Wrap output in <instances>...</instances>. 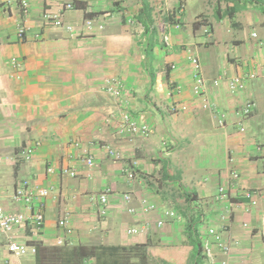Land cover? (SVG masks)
I'll return each mask as SVG.
<instances>
[{
	"label": "crops",
	"instance_id": "0c3cea01",
	"mask_svg": "<svg viewBox=\"0 0 264 264\" xmlns=\"http://www.w3.org/2000/svg\"><path fill=\"white\" fill-rule=\"evenodd\" d=\"M65 2L74 8L62 11L63 25L46 21L44 13L59 12ZM157 2L152 3L154 13L174 15L181 3L184 12L181 28L173 29L172 48L164 46L159 32L148 58L142 25L127 21L135 17L141 0L134 7L131 1L117 0H29L28 14L17 0H0V154L9 157L0 166L2 204L8 210L29 212L11 197L23 179L54 187L34 207L42 212V230L21 226L13 232L16 239L34 244L36 252L17 258L1 248L0 264H68L72 247L80 244L150 241L156 248L180 246L188 241L187 216L196 212L203 216L201 237L213 226L231 243L230 254L218 253L219 261L264 264L259 231L264 148H258L264 146V0ZM188 11L194 16L189 18ZM85 12L98 14L85 17ZM203 15L214 17L201 25L197 21ZM225 18L230 19L228 33L232 32L227 40L218 29ZM244 23L261 25L262 34L253 30L256 40L245 43L233 30L244 29ZM21 24L23 39L17 36ZM204 24L210 33H205ZM225 42L230 51L223 48ZM190 52L202 62L207 98L218 112L203 108L192 91ZM12 58L20 65L14 66ZM171 63L176 68L165 71ZM250 72L255 77L246 88L231 93L226 78ZM115 77L124 84L122 98L105 90L107 80ZM218 78L222 79L215 85ZM173 84H180L181 90H173ZM248 99L256 101V107L245 118L238 110ZM124 110L150 126L148 136L121 132ZM35 141L41 145L30 160L18 156L22 146ZM81 146L94 155V166L82 161ZM50 166L53 173L47 172ZM64 167L75 169L76 175L63 173ZM131 167L133 179L124 171ZM231 170L240 174L238 185L229 186L227 198L216 201L218 187L228 183ZM164 185L178 196L165 194ZM246 188L261 192L259 207L251 212L245 203H233ZM184 191L196 199L188 202ZM101 192L108 193L105 212L97 199H91ZM126 194L131 195L129 202ZM143 199L154 202L156 209L144 212ZM173 205L183 206V212L176 211L180 218L165 216ZM129 207L136 211L129 212ZM63 218L68 220L65 228L59 225ZM161 218L164 224L159 227ZM144 224L148 225L144 233L128 234L131 226ZM187 264H193L191 259Z\"/></svg>",
	"mask_w": 264,
	"mask_h": 264
},
{
	"label": "built area",
	"instance_id": "2783aa9c",
	"mask_svg": "<svg viewBox=\"0 0 264 264\" xmlns=\"http://www.w3.org/2000/svg\"><path fill=\"white\" fill-rule=\"evenodd\" d=\"M21 6L22 11L25 14H28L30 3L29 0H17ZM74 8V4L71 2H65L62 6V10L59 12H45L44 18L46 21L52 23L56 26L63 25L62 20V11L64 10H72ZM184 12V5L181 3L176 13L174 14V20H170L168 18L161 19L157 27L159 29L162 42L166 48H172V33L173 29H180L181 22L179 20L180 14ZM135 17L131 16L127 18L129 23H136L137 21L134 19ZM139 23V22H137ZM140 24V23H139ZM88 26H92V21H87ZM141 25V24H140ZM69 30H73V27L66 26ZM209 26L204 24V31L205 33H210ZM255 35V34H253ZM17 36L19 39H23L25 37V26L21 24L18 27ZM187 60L189 61L192 67V77H193V86L192 91L195 96L201 98L202 100V107L205 109H211L215 112H218L216 108H213V105L207 98V89L206 84L207 80L203 73L202 62L196 53L190 52L187 55ZM11 62L14 66H19L20 62L17 58H12ZM176 68L175 63L169 64L167 69L172 70ZM255 77L254 72H250L248 74H234L226 78L227 86L231 93L235 94L238 92L243 91L249 80ZM222 78H218L214 81L215 85H218ZM172 89L175 91L181 90L180 84H173ZM105 90L112 96L116 98H122L125 93V87L122 81L118 78H110L107 80L105 85ZM126 101V100H125ZM256 107V101L248 99L245 104L238 110V114L242 117H249L252 114V111ZM224 117V116H223ZM120 128L121 132H128L131 134H139L142 136H148L150 133V126L146 123L139 122L128 110H124L120 113ZM224 120H220V124H223ZM240 130H244L243 126L240 127ZM41 145L40 141H35L34 143L27 144L22 146L18 152V156L25 159L30 160L36 150ZM75 146L79 147V142L74 143ZM258 148H264V146H258ZM81 159L82 161L89 167L94 166V155L88 149L87 146H81ZM109 152L112 154L115 153L114 150L110 149ZM9 157L0 154V166L4 164ZM61 171L65 174L70 176L76 175V170L69 167H64ZM127 177L129 179H133L134 169L133 167L127 168L124 170ZM48 173L54 172V167L50 166L47 168ZM240 178V174L237 170H231L229 181L227 184H222L218 187V193L215 196L216 201L224 200L228 196V188L230 187H237L238 181ZM54 189L53 186H41L32 184L30 180L23 179L21 180L18 185L13 190L11 195L12 199L19 203L20 205L26 206L29 209V212H15L12 210L6 209L2 204V194L0 192V249L4 248L10 255L21 258L22 256L26 255L29 251L35 253L37 248L34 244H30L27 241L18 240L15 238L13 232L16 228L21 226H29L35 232H40L44 225L43 215L42 212L37 209L35 210L34 207L40 203L41 199L48 196L51 191ZM239 201L236 200L233 203L236 205H241L242 203L246 204L245 210L251 212L253 209H257L259 207L261 192L258 189L253 188H246L243 189L239 194ZM91 199H97L101 206H103V212H105V206L108 203V193L101 192L97 194V196L92 195ZM125 200L129 202L131 200V195L126 194ZM156 209V204L154 202L148 201L146 199L142 200V210L144 212H148L150 210ZM128 211L133 213L136 211V208L129 207ZM165 216L167 218H180L181 216L174 210H167L165 211ZM68 220L66 218L59 220V225L62 227H67ZM164 224V219L161 218L157 221V225L160 227ZM246 227H251L248 222H244L243 224ZM148 228L147 224L144 225H136L131 226L128 228V234L136 235L141 234L146 231ZM259 231L261 236L264 240V211L260 212V226ZM202 248H203V257H204V264H227L226 260L219 261L218 260V253H222L224 255H229L231 252V243L229 240L225 239L222 234L213 226L208 227L207 231L202 235ZM59 243H63V240L60 238L58 240Z\"/></svg>",
	"mask_w": 264,
	"mask_h": 264
},
{
	"label": "trees",
	"instance_id": "16d2710c",
	"mask_svg": "<svg viewBox=\"0 0 264 264\" xmlns=\"http://www.w3.org/2000/svg\"><path fill=\"white\" fill-rule=\"evenodd\" d=\"M142 6L135 15V19L143 27L142 39L148 58L152 57L153 49L158 42L159 30L155 26L154 7L151 0H141ZM97 12H85V17H94ZM175 15L166 18L174 20ZM188 202L196 199L192 192L184 191ZM187 216V243L180 246L166 245L156 248L150 241L131 244H80L72 247V259L68 257V264H84L86 259L93 260L92 264H155L156 258L162 264H187L191 259L193 264L203 262L202 239L199 226L203 222L200 212ZM65 246H61L63 248ZM156 252V255L153 253ZM181 253V255H180ZM160 257H159V256ZM158 256V257H157ZM62 264H66L63 262Z\"/></svg>",
	"mask_w": 264,
	"mask_h": 264
},
{
	"label": "rangeland",
	"instance_id": "374dc122",
	"mask_svg": "<svg viewBox=\"0 0 264 264\" xmlns=\"http://www.w3.org/2000/svg\"><path fill=\"white\" fill-rule=\"evenodd\" d=\"M124 1H126V2H132L131 3V6H133L134 7V5H135V3H136V1L137 0H117V2H124ZM157 2V0H152V3H156ZM156 4H159V1L156 3ZM137 9H135V8H133L132 9V13L134 14V11H136ZM191 14V15H190ZM187 16L190 18V17H193L194 15H193V12H191V11H188V13H187ZM154 17H155V24L157 23L158 24V22L161 20V19H163V18H166V15L165 14H163L162 12H160V11H156L155 13H154ZM211 17H214V16H210V15H203V16H198V18H200L199 20L200 21H197V22H200L199 24H201L202 25V23H204V22H206L207 23V21H208V19L209 18H211ZM239 17V16H238ZM230 19L229 18H225V20L222 22V23H220V24H218V29L221 31V35L223 36V37H226V40L231 36V33L232 32H230V34L228 33V30L230 29ZM156 24V25H157ZM234 30V33H236V34H240L241 35V37L244 39V42L245 43H250V42H252V41H255L256 40V38H254V37H251V33H252V31L254 30L256 33H259V35H261L262 34V31H263V29H262V27H261V25H259V24H246V23H244V29H242V30H240L239 31V29H233ZM230 35V36H229ZM160 37H161V35H160ZM222 46H224L223 48H226L227 50H229L230 51V49H229V44H226V42L225 43H223L222 44ZM163 186V185H162ZM163 191L165 192V194H168V195H171L173 198L174 197H177L178 196V193L176 192V191H174V190H170V187L169 186H167V185H164V188H163ZM171 207H173L174 209L173 210H175V211H177L179 214L181 213V212H183L182 211V205H173V206H171ZM153 253V252H152ZM153 254H155L156 255V252L155 253H153ZM180 255H181V253H180ZM159 256V255H158ZM157 256V257H158ZM161 256V255H160ZM159 256V257H160ZM185 262V261H184ZM182 263V264H185V263ZM205 262V261H204ZM155 264H162L161 263V261L158 259L157 260V258H156V263ZM181 264V263H180Z\"/></svg>",
	"mask_w": 264,
	"mask_h": 264
}]
</instances>
